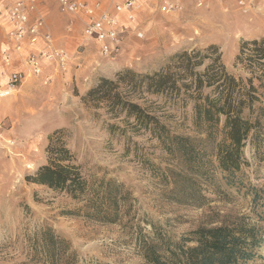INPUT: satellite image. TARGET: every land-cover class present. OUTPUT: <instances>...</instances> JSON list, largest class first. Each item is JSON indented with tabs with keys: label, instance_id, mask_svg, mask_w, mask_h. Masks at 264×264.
Returning a JSON list of instances; mask_svg holds the SVG:
<instances>
[{
	"label": "rangeland",
	"instance_id": "1",
	"mask_svg": "<svg viewBox=\"0 0 264 264\" xmlns=\"http://www.w3.org/2000/svg\"><path fill=\"white\" fill-rule=\"evenodd\" d=\"M88 1L110 6L113 0ZM177 1L181 12L146 11L127 23L122 53L110 62L84 39L83 22L61 14L56 0H38L55 46L65 49L71 62L65 74L45 64L40 77L28 79L0 103L6 140L14 143L0 146V264H47V231L61 242V264H149L140 252L139 236L153 238L155 229L174 241L188 240L199 228L243 223L258 226L264 234V160L257 158L254 145L245 148L247 164L233 180L217 169L213 157L204 175H192L178 152L168 153L143 130L108 132L107 124H121L123 116L111 119L104 106L83 102L101 78L114 80L124 69L159 71L175 54L211 45L219 48L230 72H241L234 62L242 42L264 39V0H220L209 9H198L191 0ZM241 1L245 7H240ZM4 8L1 47H7ZM137 30L144 32L143 39L136 38ZM47 76L52 79L45 83ZM133 101L150 106L176 135L206 136L205 128L195 123L192 103L181 97L145 94ZM58 130L88 182V193L81 199L30 180L48 163L50 137ZM102 181L122 185L128 195L114 222L88 216V200ZM256 252L244 264H264V238Z\"/></svg>",
	"mask_w": 264,
	"mask_h": 264
},
{
	"label": "trees",
	"instance_id": "2",
	"mask_svg": "<svg viewBox=\"0 0 264 264\" xmlns=\"http://www.w3.org/2000/svg\"><path fill=\"white\" fill-rule=\"evenodd\" d=\"M234 66L241 72H230L214 45L183 51L159 71L143 74L124 69L114 80L99 79L83 102L95 108L104 106L111 119L123 116L121 124H107L108 132L124 135L128 128L136 133L143 130L159 140L168 153L178 152L190 174L204 175V166L213 157L217 169L233 180L247 164L245 148L249 143L255 146L257 158L264 160V39L242 42ZM145 94L191 102L195 123L205 128V138L171 132L150 106L133 101ZM61 133L55 131L50 137L48 163L30 180L81 199L88 193V182L73 163ZM122 191V185L102 181L88 200L92 211L88 216L98 222H114L128 197ZM190 236L174 241L155 229L153 238L139 236L140 252L149 264H244L256 257L264 238L261 228L245 223L199 228ZM45 241L47 264H61V242L51 231H47ZM188 241L195 245L186 246ZM65 264L71 263L67 260Z\"/></svg>",
	"mask_w": 264,
	"mask_h": 264
},
{
	"label": "built area",
	"instance_id": "3",
	"mask_svg": "<svg viewBox=\"0 0 264 264\" xmlns=\"http://www.w3.org/2000/svg\"><path fill=\"white\" fill-rule=\"evenodd\" d=\"M198 9H209L220 0H191ZM61 14L78 19L84 24V39L94 43L104 58L115 62L121 55L127 35V23L137 20L146 11L171 15L181 12L177 0H113L111 5L101 1L56 0ZM7 3V47L0 46V103L20 91L28 79L40 77L45 64L65 74L71 62L70 54L55 46L38 0H6ZM245 7V2H239ZM1 17V11H0ZM136 38L145 34L137 30ZM51 76L45 78L50 82ZM13 145L6 140L5 119L0 115V146Z\"/></svg>",
	"mask_w": 264,
	"mask_h": 264
},
{
	"label": "crops",
	"instance_id": "4",
	"mask_svg": "<svg viewBox=\"0 0 264 264\" xmlns=\"http://www.w3.org/2000/svg\"><path fill=\"white\" fill-rule=\"evenodd\" d=\"M4 6H5V8H7L6 6H7V3H6V0H0V9L2 10V7L4 8ZM4 8V9H5ZM2 18V17H1ZM4 21V19L2 20V22ZM0 23H1V21H0ZM2 25V24H1ZM0 35H2V32L0 33Z\"/></svg>",
	"mask_w": 264,
	"mask_h": 264
}]
</instances>
